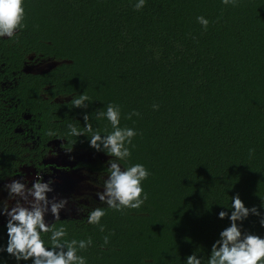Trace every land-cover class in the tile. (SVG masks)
<instances>
[{
    "label": "trees",
    "instance_id": "obj_1",
    "mask_svg": "<svg viewBox=\"0 0 264 264\" xmlns=\"http://www.w3.org/2000/svg\"><path fill=\"white\" fill-rule=\"evenodd\" d=\"M135 3L25 0L26 27L14 41L0 40L6 70L0 78L17 73L12 100L0 98V183L33 159L10 139L23 113L32 116L33 135L42 141L62 139L68 149L98 153L85 136H67V125L82 128L87 113L94 128L110 132L96 113L118 105L120 126L137 132L123 166L149 170L148 199L140 209H106L103 232L85 217L53 227L64 226L69 240L91 238L80 253L87 264H184L195 251L207 264L229 226L217 216L230 215L223 207L231 197L239 195L248 208L264 202V0H146L140 10ZM198 16L208 19L207 29ZM30 55L59 65L27 74ZM82 93L91 103L72 108L71 99ZM132 112L139 115L128 119ZM243 230L264 237L254 215ZM0 259L16 264L7 253Z\"/></svg>",
    "mask_w": 264,
    "mask_h": 264
},
{
    "label": "clouds",
    "instance_id": "obj_2",
    "mask_svg": "<svg viewBox=\"0 0 264 264\" xmlns=\"http://www.w3.org/2000/svg\"><path fill=\"white\" fill-rule=\"evenodd\" d=\"M145 3L146 0H136L134 8L140 10ZM222 3L234 4L235 0H222ZM196 19L207 29L208 19L203 16ZM25 20V0H0V40L7 37V40L14 41L26 27ZM70 103L72 108H86L91 101L82 93L78 98L73 97ZM133 115L139 114L132 112L127 118L131 119ZM95 118L106 120L111 131L107 128H94L89 122V114L85 113L84 126L81 128L68 124L67 136L76 138V141L77 138L85 136L90 148L111 158L107 161V178L97 185L103 190L95 193L105 206L95 207L90 211H85L87 207L77 209L78 212L87 213L84 219L89 225L98 226L103 232L104 225L101 221L106 215V209L123 212L126 209H140L144 205L148 194L143 185L150 172L139 163L123 166V162L132 155L130 146L133 145L137 132L133 128L120 126L121 109L118 105L109 103L106 111L97 112ZM47 134L55 135L51 130ZM23 179L21 177V180ZM21 180H13L5 185L8 200L15 203L10 206L5 201L0 208V215L6 217L7 235L6 245L0 246V253H7L16 264L21 261L25 264L28 261H31V264H87L86 257L80 253L92 246L91 238L69 240L66 239L67 231L64 226L53 227L54 223L60 220L61 212L67 210L68 199H49L48 194L53 192V181L44 182L39 172L31 187ZM223 208L230 210V215L229 211L222 210L217 218H227L230 223L219 232L218 239L212 244L207 264H264V237L243 230V222L250 215L258 217L260 227L264 228V202L261 203L260 209L255 206L248 208L239 195H236L231 197L230 205ZM49 214L54 223L46 222L45 217ZM103 243H109L108 235L104 236ZM0 264L7 262L0 259ZM184 264H202V257L195 251L184 259Z\"/></svg>",
    "mask_w": 264,
    "mask_h": 264
},
{
    "label": "flooded vegetation",
    "instance_id": "obj_3",
    "mask_svg": "<svg viewBox=\"0 0 264 264\" xmlns=\"http://www.w3.org/2000/svg\"><path fill=\"white\" fill-rule=\"evenodd\" d=\"M7 38V37H5ZM23 64V71H27L28 74H44L51 71L59 65L57 61L42 60L36 58L34 55L27 57ZM4 64H1L0 75L4 74L6 70H2ZM3 66V67H2ZM17 73L15 71H10L5 73L2 78H0V98L4 101H11V94L14 89V81L16 79ZM69 100V98L60 99L58 98L56 102H64ZM20 118L21 122L15 128V134L10 139L17 140L23 143L27 149L30 151V156L33 159H29V163L21 164L19 169L16 170L13 176L8 177L1 183L13 180H21V182H27V186L31 187V184L35 181L37 173L39 172L43 176V181L47 182L49 180L53 181L51 187L55 189L54 194L59 199H68V204L65 211L60 214V220H78L85 217V212H78L79 207H87L90 209L93 204L99 202L98 197L95 193L97 191H102V187H97L102 183L103 179L107 178L106 168L107 161L111 159L102 153H93L89 151H79L75 149H68L65 147L66 142L62 139H52L49 141H42L40 137L33 135V128L35 123L32 121L31 115L22 114ZM17 119V118H16ZM13 122L16 120L13 118ZM17 137V138H16ZM104 166V167H102ZM65 179H71L75 181V185L72 191L66 194H60V186L63 184ZM0 183V184H1ZM5 188V186H3ZM2 188V186H0ZM7 192V191H5ZM0 195V208L3 207L5 201L12 206L15 202L8 200V192ZM3 193V192H2ZM4 196V197H3ZM87 197V198H85ZM85 211H88V209ZM3 220L6 219L5 216L0 215ZM46 222L54 223L51 214L45 217ZM56 221V222H58ZM55 222V223H56ZM54 223V224H55Z\"/></svg>",
    "mask_w": 264,
    "mask_h": 264
},
{
    "label": "water",
    "instance_id": "obj_4",
    "mask_svg": "<svg viewBox=\"0 0 264 264\" xmlns=\"http://www.w3.org/2000/svg\"><path fill=\"white\" fill-rule=\"evenodd\" d=\"M25 73L28 74L27 71H25ZM74 185H75V181H73L71 179H65L63 184L60 186V189H59L60 190V194L59 195H63L64 196V194H66L67 192L72 191ZM55 189H56V187L53 189V192L48 194L49 199H51L54 196H56L54 194Z\"/></svg>",
    "mask_w": 264,
    "mask_h": 264
},
{
    "label": "rangeland",
    "instance_id": "obj_5",
    "mask_svg": "<svg viewBox=\"0 0 264 264\" xmlns=\"http://www.w3.org/2000/svg\"><path fill=\"white\" fill-rule=\"evenodd\" d=\"M8 183H10V182L5 181V182H3V183L0 184V186H2V188H0V195H1V194H4V192L7 191L3 186H5V185L8 184ZM2 192H3V193H2ZM5 193H7V192H5ZM4 196H5V194H4ZM4 196H3V197H4ZM12 202H13V201H12ZM1 223H2V224H3V223H6V219L3 220L2 218H0V224H1Z\"/></svg>",
    "mask_w": 264,
    "mask_h": 264
}]
</instances>
